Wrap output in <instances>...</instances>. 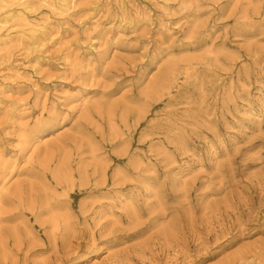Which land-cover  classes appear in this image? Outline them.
Here are the masks:
<instances>
[{"label":"rangeland","instance_id":"obj_1","mask_svg":"<svg viewBox=\"0 0 264 264\" xmlns=\"http://www.w3.org/2000/svg\"><path fill=\"white\" fill-rule=\"evenodd\" d=\"M20 2L0 0V264H264V0Z\"/></svg>","mask_w":264,"mask_h":264},{"label":"bare ground","instance_id":"obj_2","mask_svg":"<svg viewBox=\"0 0 264 264\" xmlns=\"http://www.w3.org/2000/svg\"><path fill=\"white\" fill-rule=\"evenodd\" d=\"M18 1H21L22 2V4H24V2L26 3V1L27 0H18ZM21 2H20V4H21ZM13 15L14 14H10L9 15V18H12L13 17ZM18 16H22V15H20V14H17ZM25 21H26V24H28L29 25V27H30V30H34V31H37V29L35 28L36 27V25L34 24V23H32V21H30V20H28V19H26L25 18ZM1 22V21H0ZM178 73H176L174 76H173V78L171 79V81H169V83H167V89H168V91H167V93H170V90L175 86V83L177 82V80L179 79V76H176ZM160 83V82H159ZM159 83L156 85V86H159ZM172 85V86H171ZM155 86V87H156ZM50 138H47V139H45L43 142L45 143V142H47L48 140H49ZM63 172V170H56L55 172L53 171V172H51V175H52V177H53V179L57 182V185H63L61 182H63L64 180H65V175L62 173ZM44 176L46 177V178H48L49 177V173L48 172H44ZM83 184H86V183H83ZM82 184V185H83ZM81 185V186H82ZM49 204L50 205H48V208L49 209H52V208H54V207H61L62 205H61V202L60 201H51V202H49ZM35 216H36V218H37V222H39V223H41L42 225H44V224H46V222H43V221H41V220H39L38 219V216H37V214L35 213ZM9 218H12V216H10ZM52 222H54V220H52ZM64 222H67L66 220L64 221ZM68 224V223H67ZM66 224V225H67ZM61 229L60 227H57L56 228V230L55 231H51L50 233H49V235H48V237L50 238L49 240H50V244H53L54 245V249L55 250H58L59 248H60V246H61V242H60V240H59V238H58V232L57 231H59V229ZM31 228L26 224V227H25V229H24V233H25V237L27 238L28 237V234H29V230H30ZM17 230V229H16ZM14 234L16 235V236H18V235H20V231H15L14 232ZM18 238V237H17ZM23 239H25V238H22L21 240H16L17 241V243L19 244L20 243V245L21 246H25V244H26V242L25 241H23ZM1 244H3V249L5 250V251H8V252H11V251H13V249L12 248H10L9 246H11L10 245V241L8 240V239H6V238H3L2 240H1ZM43 246H45V244H42ZM9 247V248H8ZM14 247V246H13ZM6 253V252H5ZM6 255H7V253H6ZM97 261L98 260H95V261H93L91 264H95V263H97ZM26 262V264H31L28 260H26L25 261Z\"/></svg>","mask_w":264,"mask_h":264}]
</instances>
